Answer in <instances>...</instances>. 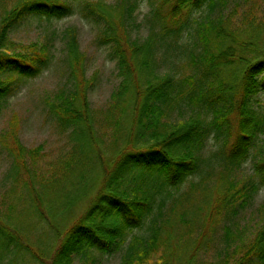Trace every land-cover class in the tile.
<instances>
[{"label": "trees", "instance_id": "obj_1", "mask_svg": "<svg viewBox=\"0 0 264 264\" xmlns=\"http://www.w3.org/2000/svg\"><path fill=\"white\" fill-rule=\"evenodd\" d=\"M142 1L0 0V72L9 73L0 78V115L15 84L23 77L39 76L55 58L50 42L18 50L14 31L33 16L63 18L78 12L94 24L93 42L106 48L121 79L111 94L104 120L117 132L123 125L135 131L126 138L114 159L110 179L85 213L61 235L52 231L50 238L56 236L59 242L47 241L46 235L47 243L41 244L42 237L33 242L26 225L20 222V227L17 221L10 223L0 216V264H73L78 254L81 264H100L99 254L115 252H121L119 264H171L172 244L184 250L178 258L182 261L190 240L184 238L195 226L222 222L224 254L220 252L216 264H264V202L258 207L259 220L251 234L236 220L264 188V139L260 136L264 114L252 103L253 96L264 89V46L245 47L227 40V34L235 39L236 33L215 21H224L229 0H151L155 5L138 21ZM219 5L218 19L209 13L201 19L194 16L205 7L212 11ZM246 19L248 28L242 32L258 35L264 28V18L257 23ZM191 29L204 43L199 53L184 41ZM142 30L145 34L135 35ZM213 34L223 43L208 45ZM62 39L71 87L58 95L61 102L52 103L51 108L60 129H72L70 137L83 148L92 143V124L86 121L87 94L95 86L97 74L87 76L78 28H66ZM186 56L195 61V73L181 76L162 71L163 63ZM233 68L238 69L234 75ZM175 111L180 117L170 122ZM18 126L19 117L14 114L8 133L13 142L8 149L16 174L24 153L35 157L42 149L41 145L27 149L17 135ZM211 136L219 146L204 156L202 151ZM250 157L253 173L244 178L240 170ZM200 172L202 180L196 189L214 192L210 209L204 216L194 211L184 231L176 234L165 206L173 199L174 210L180 200L176 193L191 175ZM215 172L219 187L209 188L206 181ZM185 193L180 196L190 195ZM53 210L56 214V208ZM135 228H146L147 233H134ZM205 235L200 232L198 244Z\"/></svg>", "mask_w": 264, "mask_h": 264}, {"label": "rangeland", "instance_id": "obj_2", "mask_svg": "<svg viewBox=\"0 0 264 264\" xmlns=\"http://www.w3.org/2000/svg\"><path fill=\"white\" fill-rule=\"evenodd\" d=\"M105 1L114 2L115 0ZM153 5L155 3L151 0H143L137 11V20L142 21ZM208 13L212 18L218 19L220 5L212 11L205 7L197 11L194 16L201 19ZM225 14L224 21L218 20L215 23H225L226 29L236 33L235 39L227 34V40H235L245 47L258 46L256 48H262L264 46V43L261 42L264 28H261L258 35L242 32L248 28L246 18L249 21L254 20L255 23L264 18V0H229ZM71 26L78 28L79 47L82 52H85L87 58V76L97 74L95 86L87 94L86 121L90 120L92 124L89 130L92 143L83 148H80L78 142L70 137L72 129L65 132L60 129L51 108L52 103L61 102L58 95L65 90L68 91L71 87L68 81L65 54L62 50L64 44L62 34L66 28ZM53 32H56L55 35ZM194 32L191 29L185 34L184 41H188L189 47L191 46L194 52L199 53L203 49L204 43ZM143 34H145L144 30L135 35L142 36ZM94 36V24L84 19L78 12L63 18L47 19L33 16L13 33V39L19 46L18 50L25 51L34 43L41 46L44 42H50L52 43L51 51L55 55L50 66L39 76L23 77L15 84V91L5 100L0 115V216L10 223L17 221L19 226L20 222L26 225L30 229V237L33 242L42 237L43 241L41 240V242L43 243H40H47L45 235L47 241L59 242V238L56 236L50 238L52 231L61 235V232L63 233L67 227L69 228L85 213L97 192L110 179L109 174L113 168L114 159L125 146L126 138L130 136L131 132L132 136L135 134L130 126L124 125L117 132L104 120L107 117L106 109L110 103L111 94L121 79L117 75L115 62L108 58L106 48L97 47L94 44ZM221 43L223 42H220L219 36L213 34L208 45L216 47ZM205 45L207 46V44ZM161 69L164 72L171 71L177 75L187 76L196 72V64L191 57L186 56L179 61L168 60L166 64H162ZM236 71H238L237 68L231 70L233 75ZM8 75L9 73L0 72L2 79ZM252 103L260 113L264 114V89L253 96ZM14 114L19 117L17 135L21 143L27 149L42 146L39 155L35 157L28 153L23 154L22 167L17 171V174L13 168V155L8 149V145L13 142V137L8 133L11 130L10 123ZM177 116L180 117L179 113L173 112L170 122L174 121ZM211 116V113L207 114L208 118ZM260 136L264 139V133ZM218 146V141L211 136L207 140L202 154L209 156L217 150ZM252 173L253 158L250 157L240 170V176L245 178ZM201 175V172L191 175L184 182L179 192L176 193L180 200L174 210L173 199H170L165 206L166 218L170 216L174 220L172 230H177L176 234L184 231L186 221L192 220L194 211L204 216L210 209L209 203L214 197V192L196 189L197 184L202 180ZM218 179L219 174L215 172L211 180L206 181L207 186L216 189L219 187ZM49 184L53 187L50 188ZM185 192L190 195L181 197L180 195L186 194ZM158 202L159 199H157L156 209H158ZM263 202L264 188L258 192L250 205L241 210L236 218L241 226H247V235L251 234V228L259 220L257 211ZM192 205H194L193 208ZM53 208H56V214H54V210L52 211ZM10 215L14 216L11 218ZM222 224L213 223L209 227L208 225H206L207 227L195 226L189 237L184 238L190 239L187 245L188 252L184 253L182 257L185 259L179 261L180 251L184 252V250L176 244H172L170 248L173 250L171 254L173 256L169 257L170 263L216 264L220 259V252L224 254ZM133 232L147 233L146 228H135ZM200 232L206 235L202 238L203 241L198 244L197 238ZM99 257L100 264H119L121 252L102 253L99 254ZM73 264H81L79 254L74 256Z\"/></svg>", "mask_w": 264, "mask_h": 264}]
</instances>
